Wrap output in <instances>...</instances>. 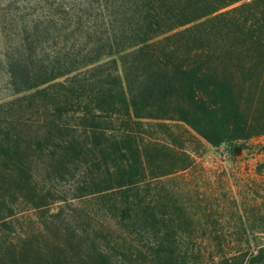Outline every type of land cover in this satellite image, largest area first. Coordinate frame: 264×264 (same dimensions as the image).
Segmentation results:
<instances>
[{"label":"trees","instance_id":"1","mask_svg":"<svg viewBox=\"0 0 264 264\" xmlns=\"http://www.w3.org/2000/svg\"><path fill=\"white\" fill-rule=\"evenodd\" d=\"M237 1L0 0V264H264V161L206 167L175 129L264 153V0Z\"/></svg>","mask_w":264,"mask_h":264},{"label":"rangeland","instance_id":"2","mask_svg":"<svg viewBox=\"0 0 264 264\" xmlns=\"http://www.w3.org/2000/svg\"><path fill=\"white\" fill-rule=\"evenodd\" d=\"M240 1H237L234 4H237ZM16 94L13 93L12 88L7 82V74L5 72L3 62L1 59V42H0V102L10 99L14 97ZM29 109H24L21 106H16V109L14 112L15 116L13 117L14 120L12 121L13 125L16 126V128L21 130L22 127V136H26L28 139H32V136H36V134L40 133L43 131V128L39 126V117L35 113H31L28 111ZM70 114V113H68ZM63 117V116H62ZM65 121L68 123L72 124V122H76L79 119H73L71 118L70 115H65L63 117ZM150 122H155V121H162V122H170L169 120H161V119H147ZM174 122V121H172ZM25 123L26 125H24ZM29 124V125H27ZM178 124V123H177ZM175 127V126H173ZM184 127V126H183ZM183 127L180 125H177L175 127L176 130H181L183 132V138H187V140H197L198 144L196 148H203L204 152L200 156L199 160L206 166V167H225L227 169L229 168H236L239 171H244L248 170L249 173H255V166L256 163L259 161H264V153L263 152H255V151H248L247 149H235V160L231 159L230 156L227 154V151L225 148H227L224 144H218V145H210L207 141H205L203 138L198 136L195 132H193L190 128L187 129V133L184 132ZM162 134V137L164 138L165 134L161 133V131L156 130L154 134L152 135L153 137H157L158 135ZM191 134V135H190ZM21 136V135H20ZM152 137V138H153ZM165 140L167 138H164ZM185 139H182L183 141ZM179 140V139H178ZM179 142H181L179 140ZM185 142V141H184ZM246 143L244 144V148H264V133L253 136L250 139L245 141ZM189 148H192L191 145H187ZM195 148V147H194ZM238 148V147H235ZM36 166V167H35ZM35 168V174L38 176V184H36V187H39L40 184H43L44 181L40 179H45L49 180L52 179L51 184L54 186H58L61 188L59 184H63V187L66 185V180L69 179V176L63 175L62 178H58L54 176L53 174H49L46 169L42 167L40 163L34 164ZM18 198L10 197L9 199L11 200V203L13 204L12 212L14 213L11 218L17 217L18 221H23L22 217H29V218H35V211L33 207H31L30 203H27L25 200L27 198V193H22L17 195ZM56 200L50 203L51 206H55ZM15 222L14 224H9L12 225L13 228L20 227L19 222L17 223V220H13ZM8 225V226H9ZM14 226V227H13Z\"/></svg>","mask_w":264,"mask_h":264}]
</instances>
